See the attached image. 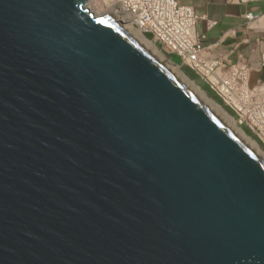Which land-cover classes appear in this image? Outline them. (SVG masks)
Returning a JSON list of instances; mask_svg holds the SVG:
<instances>
[{
    "label": "water",
    "instance_id": "1",
    "mask_svg": "<svg viewBox=\"0 0 264 264\" xmlns=\"http://www.w3.org/2000/svg\"><path fill=\"white\" fill-rule=\"evenodd\" d=\"M89 0H0V264H264V153Z\"/></svg>",
    "mask_w": 264,
    "mask_h": 264
},
{
    "label": "built area",
    "instance_id": "2",
    "mask_svg": "<svg viewBox=\"0 0 264 264\" xmlns=\"http://www.w3.org/2000/svg\"><path fill=\"white\" fill-rule=\"evenodd\" d=\"M100 13L131 23L180 63L192 69L232 109L264 150V11H248L242 37L227 49L205 43L197 32L203 17L178 0H92ZM213 21L210 26L214 25ZM237 29L227 34L236 35ZM248 50L249 55L246 53ZM258 55L254 61L252 55Z\"/></svg>",
    "mask_w": 264,
    "mask_h": 264
},
{
    "label": "crops",
    "instance_id": "3",
    "mask_svg": "<svg viewBox=\"0 0 264 264\" xmlns=\"http://www.w3.org/2000/svg\"><path fill=\"white\" fill-rule=\"evenodd\" d=\"M181 4L190 5L202 16L197 24V32L204 36L205 43L221 41L222 49H227L242 37L244 14L248 11H264V0H178ZM215 24L210 26V22ZM237 29L236 35L227 34ZM264 39V35L261 36ZM246 53L249 55L248 50ZM256 61L258 55H252Z\"/></svg>",
    "mask_w": 264,
    "mask_h": 264
},
{
    "label": "bare ground",
    "instance_id": "4",
    "mask_svg": "<svg viewBox=\"0 0 264 264\" xmlns=\"http://www.w3.org/2000/svg\"><path fill=\"white\" fill-rule=\"evenodd\" d=\"M88 2L91 5L94 4L92 3V0H89ZM103 14L105 13H99V11L98 13H96V15L99 16ZM117 21L120 22L125 28H127L133 35V37L137 41H139L148 51H150L161 62L163 66L173 72L175 76L185 85V87L195 96H197L229 130L247 137L260 151L264 153L259 144L252 137L247 135L245 131L238 125V122L235 120V118L231 114H229V112L224 109L222 105H220L214 99L210 98L200 88L199 85L197 86L191 79H189L188 76L181 70L180 66L167 58L153 41L148 39L139 29L133 27L131 23L127 21L125 23H123V21Z\"/></svg>",
    "mask_w": 264,
    "mask_h": 264
},
{
    "label": "trees",
    "instance_id": "5",
    "mask_svg": "<svg viewBox=\"0 0 264 264\" xmlns=\"http://www.w3.org/2000/svg\"><path fill=\"white\" fill-rule=\"evenodd\" d=\"M149 37H150V35H148ZM172 59H173V61H175V62H179V59H178V57L176 56V55H172ZM185 73L189 76V77H191V78H193V79H195V80H197L198 82H199V84L201 85V87L204 89V90H206L209 94H211L214 98H215V100L218 102V103H220V104H222V105H225L224 104V102H223V100L219 97V96H217L211 89H210V87L192 70V69H190L189 67H185ZM225 108L227 109V111H229L230 112V114H232L233 116H234V112L232 111V109L230 108V107H228L227 105H225ZM245 130V132H246V134H248L249 136H252V137H254L255 139H257V137L250 131V130H248V129H244Z\"/></svg>",
    "mask_w": 264,
    "mask_h": 264
},
{
    "label": "rangeland",
    "instance_id": "6",
    "mask_svg": "<svg viewBox=\"0 0 264 264\" xmlns=\"http://www.w3.org/2000/svg\"><path fill=\"white\" fill-rule=\"evenodd\" d=\"M88 6L91 8V10L93 11V12H95V13H98V9H97V7L95 6V4H93V5H91L89 2H88ZM95 6V7H94ZM99 13H100V11H99ZM146 37L148 38V39H150L151 41H153L155 44H156V46L160 49V51H162V53L167 57V58H169L171 61H173L172 60V54H170V53H167L162 47H161V45L158 43V42H155L153 39H152V37L150 36H148V35H146ZM175 64H176V62L175 61H173ZM179 66H180V68H181V70L185 73V67L186 66H184V65H182V64H178ZM186 74V73H185ZM187 75V74H186ZM188 76V75H187ZM188 78L189 79H191L197 86L199 85L200 86V88L210 97V98H212V99H214L215 100V98L211 95V94H209L206 90H204L202 87H201V85L199 84V82L197 81V80H195V79H193V78H191V77H189L188 76ZM216 101V100H215ZM220 104V103H219ZM220 105H222V104H220ZM223 107H224V109H226L225 108V105H222ZM227 110V109H226ZM229 112V111H228ZM229 114H230V112H229ZM232 115V114H231ZM234 118H235V120L237 121V119H236V117L235 116H233ZM238 122V121H237ZM243 130H244V127L243 126H241L240 125V123L238 124ZM248 135V134H247ZM250 137H252V136H250ZM256 142H257V140L254 138V137H252ZM258 143V142H257ZM259 144V146H260V148L263 150V148H262V146L260 145V143H258ZM264 151V150H263Z\"/></svg>",
    "mask_w": 264,
    "mask_h": 264
},
{
    "label": "clouds",
    "instance_id": "7",
    "mask_svg": "<svg viewBox=\"0 0 264 264\" xmlns=\"http://www.w3.org/2000/svg\"><path fill=\"white\" fill-rule=\"evenodd\" d=\"M178 59H179V58H178ZM172 60H173V59H172ZM176 64H181V63H180V59H179V62H178V63L176 62ZM223 102H224V101H223ZM224 104H225V103H224ZM225 105H226V104H225ZM232 116H233V115H232ZM234 116H235V114H234ZM244 129H245V128H244ZM244 131H245V130H244ZM245 133H246V132H245ZM256 140H257V142L259 143L258 139H256Z\"/></svg>",
    "mask_w": 264,
    "mask_h": 264
}]
</instances>
